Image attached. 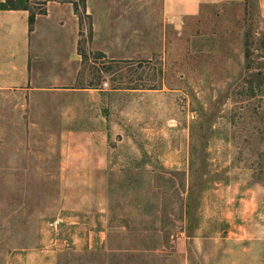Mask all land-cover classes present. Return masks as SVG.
<instances>
[{"label":"rangeland","instance_id":"1","mask_svg":"<svg viewBox=\"0 0 264 264\" xmlns=\"http://www.w3.org/2000/svg\"><path fill=\"white\" fill-rule=\"evenodd\" d=\"M6 1L0 264H264L262 0Z\"/></svg>","mask_w":264,"mask_h":264},{"label":"crops","instance_id":"2","mask_svg":"<svg viewBox=\"0 0 264 264\" xmlns=\"http://www.w3.org/2000/svg\"><path fill=\"white\" fill-rule=\"evenodd\" d=\"M167 1L171 15L176 17H181L184 14L198 13L201 2H203V0ZM261 7L264 13V0H262ZM0 21H3V27L1 28L4 29L0 31V39L8 37L10 38V45L12 43L11 47L0 44V49H9L10 57L7 67H0V87L23 86L28 82L30 76L28 65L29 23L27 13L24 10L0 8Z\"/></svg>","mask_w":264,"mask_h":264},{"label":"trees","instance_id":"3","mask_svg":"<svg viewBox=\"0 0 264 264\" xmlns=\"http://www.w3.org/2000/svg\"><path fill=\"white\" fill-rule=\"evenodd\" d=\"M0 8H4V9H16V8H14V7L8 5L7 1H6L5 5H1Z\"/></svg>","mask_w":264,"mask_h":264},{"label":"built area","instance_id":"4","mask_svg":"<svg viewBox=\"0 0 264 264\" xmlns=\"http://www.w3.org/2000/svg\"><path fill=\"white\" fill-rule=\"evenodd\" d=\"M49 224H50V226H54L55 223L54 222H50Z\"/></svg>","mask_w":264,"mask_h":264}]
</instances>
